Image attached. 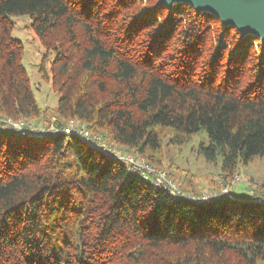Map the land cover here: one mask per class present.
<instances>
[{"label": "trees", "instance_id": "1", "mask_svg": "<svg viewBox=\"0 0 264 264\" xmlns=\"http://www.w3.org/2000/svg\"><path fill=\"white\" fill-rule=\"evenodd\" d=\"M13 15L29 16L55 55L40 72L56 107L36 100ZM0 116L83 124L159 167L166 141L183 146L205 130L198 153L221 158L227 187L264 158V42L183 3L0 0ZM8 129L0 124V264H264V187L229 195L214 184L215 199L192 201L77 136Z\"/></svg>", "mask_w": 264, "mask_h": 264}, {"label": "rangeland", "instance_id": "2", "mask_svg": "<svg viewBox=\"0 0 264 264\" xmlns=\"http://www.w3.org/2000/svg\"><path fill=\"white\" fill-rule=\"evenodd\" d=\"M11 19L14 23L12 37L23 45L22 63L27 70L30 85L39 106L41 108L56 107L60 95L52 90L50 82L45 81L40 72L41 64L44 62V69L47 74H50L55 55L52 52H47L42 46L29 16L13 15ZM52 122L39 126L49 127ZM8 131L19 135L18 132L10 128ZM201 143H209V137L205 130H201L183 146L168 145L166 141L164 143L163 168L156 166L168 174L171 173V180L186 196L201 197L219 191L222 193L225 187L221 179V158L216 163L208 162L203 155L198 153ZM180 183H182V187ZM214 184L219 186L220 190L211 189ZM228 186L231 187L233 195L246 194L248 191L255 193L254 188L264 187V158H256L247 165H241L238 174Z\"/></svg>", "mask_w": 264, "mask_h": 264}, {"label": "built area", "instance_id": "3", "mask_svg": "<svg viewBox=\"0 0 264 264\" xmlns=\"http://www.w3.org/2000/svg\"><path fill=\"white\" fill-rule=\"evenodd\" d=\"M0 124L10 128L11 130L18 132L21 135L41 137L51 136L56 134L74 135L90 144L93 147L103 151L104 153L115 157L119 161L129 165L135 173L140 175L146 180H150L155 186H162L167 189L175 197H185L192 201L208 203L215 199L218 195L217 192L212 194L202 195L201 197L186 196L178 186L171 180L168 172L157 168L151 164H148L143 159L138 158L130 152H127L119 147L111 146L110 144L103 142L102 138L98 135L92 134L86 126L72 125L68 127H59L53 119L52 124L49 127L35 126L22 120H13L0 116ZM230 187L227 186L223 189L222 193L229 194ZM230 195V194H229Z\"/></svg>", "mask_w": 264, "mask_h": 264}, {"label": "water", "instance_id": "4", "mask_svg": "<svg viewBox=\"0 0 264 264\" xmlns=\"http://www.w3.org/2000/svg\"><path fill=\"white\" fill-rule=\"evenodd\" d=\"M188 4L198 13H209L242 36H256L264 42V0H158L159 6Z\"/></svg>", "mask_w": 264, "mask_h": 264}]
</instances>
